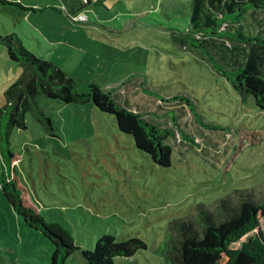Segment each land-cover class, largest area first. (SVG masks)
Listing matches in <instances>:
<instances>
[{
    "label": "rangeland",
    "instance_id": "374dc122",
    "mask_svg": "<svg viewBox=\"0 0 264 264\" xmlns=\"http://www.w3.org/2000/svg\"><path fill=\"white\" fill-rule=\"evenodd\" d=\"M91 1L48 0L30 12L0 5V33L17 32L39 58L69 72L78 88L116 87L118 102L159 126L177 123L189 137L177 131L173 165L162 168L93 101L65 103L41 94L38 106L53 128L35 106L27 108V127L10 129L20 157L16 169L45 219L61 221L82 248L93 249L105 234L119 241L139 237L148 248L117 257L116 264H172V221L196 222L203 208L217 212L222 199L264 197V110L236 92L208 54L177 37L191 26V1ZM74 12L91 19L76 21ZM244 26L264 36V10L247 14ZM2 51L0 111L25 68L0 41ZM156 92L189 97L197 116L186 100L160 109ZM4 166L0 149V264H50L55 246L9 203L1 188ZM66 264L87 263L78 250Z\"/></svg>",
    "mask_w": 264,
    "mask_h": 264
},
{
    "label": "trees",
    "instance_id": "16d2710c",
    "mask_svg": "<svg viewBox=\"0 0 264 264\" xmlns=\"http://www.w3.org/2000/svg\"><path fill=\"white\" fill-rule=\"evenodd\" d=\"M3 1L19 5L12 0ZM184 1L192 2L191 26L187 30L176 31L177 37L184 46L198 48L203 54H208V60L222 71L234 90L244 99L252 96L254 104L264 110V36L247 32L244 26L247 14L263 12L264 0ZM86 3L90 4L91 0ZM0 41L7 47L10 60L21 62L25 67L19 80L7 90V104L0 111V149L5 164L1 188L28 226L42 232L55 246L50 264H66L78 250L82 251L87 264H116L117 257L131 258L148 248V244L139 237L119 241L116 235L105 234L93 249L87 250L76 242L75 236L61 221L48 222L40 208L29 199L28 188L16 169L20 157L12 151L10 129L27 127L26 110L31 105L53 128L51 118L37 103L38 96L43 94L65 103L93 101L101 111L113 114L119 130L130 135L136 148L148 154L162 168L173 165L171 141H177V131L186 138L188 133L176 122V127L159 126L148 120L145 113L118 102L116 87H103L92 82L86 89L78 88L69 72L51 60L39 58L24 45L17 33L0 34ZM156 94L160 109L167 111L171 107L164 103L186 100L197 116L189 97ZM216 205L217 212L203 208L196 222L172 221L173 232L168 244L171 263L264 264V230L261 227L264 197L257 201L246 194L239 202L222 199Z\"/></svg>",
    "mask_w": 264,
    "mask_h": 264
},
{
    "label": "crops",
    "instance_id": "0c3cea01",
    "mask_svg": "<svg viewBox=\"0 0 264 264\" xmlns=\"http://www.w3.org/2000/svg\"><path fill=\"white\" fill-rule=\"evenodd\" d=\"M12 1L19 3V5H10V4L4 3L3 0H0V5L4 6V4H6V5H10V6L19 7V8H21L20 6H23L24 8H21V9L24 11H28V12L35 11L37 9L39 10L41 7H45V5H50V2H48V0H12ZM51 4L53 5V3H51ZM50 8H53V7H50ZM80 13H82V12H80ZM29 17H31V16L29 15ZM90 17L91 16H88V19H87L88 21L91 19ZM79 22H82V21H79ZM15 33H17V32H15ZM0 34H2V33H0ZM2 35H4V34H2ZM0 54H1V62L4 65V51H2V53H0ZM3 77H4V70H3ZM3 90H4V80L0 86V91L2 92Z\"/></svg>",
    "mask_w": 264,
    "mask_h": 264
},
{
    "label": "built area",
    "instance_id": "2783aa9c",
    "mask_svg": "<svg viewBox=\"0 0 264 264\" xmlns=\"http://www.w3.org/2000/svg\"><path fill=\"white\" fill-rule=\"evenodd\" d=\"M73 15L75 16V20L76 21H84V20L88 19V16H86V15H84L82 13H76V14H73Z\"/></svg>",
    "mask_w": 264,
    "mask_h": 264
}]
</instances>
